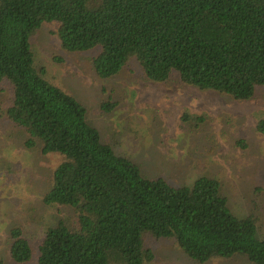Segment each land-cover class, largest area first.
Segmentation results:
<instances>
[{
	"label": "trees",
	"instance_id": "1",
	"mask_svg": "<svg viewBox=\"0 0 264 264\" xmlns=\"http://www.w3.org/2000/svg\"><path fill=\"white\" fill-rule=\"evenodd\" d=\"M47 23L58 24L66 51L99 49L93 64L101 78L137 62L149 81L235 101L264 88V0H0V118L23 132L26 148L62 157L43 201L68 211L37 249L23 227L13 228V264H147L156 256L150 238L175 239L200 264L235 257L264 264L257 218L232 211L221 180L175 186L150 178L103 142L87 107L36 66L31 40ZM207 118L182 115L194 129ZM256 132L264 136V118Z\"/></svg>",
	"mask_w": 264,
	"mask_h": 264
},
{
	"label": "rangeland",
	"instance_id": "2",
	"mask_svg": "<svg viewBox=\"0 0 264 264\" xmlns=\"http://www.w3.org/2000/svg\"><path fill=\"white\" fill-rule=\"evenodd\" d=\"M57 30V23H47L32 38L36 66L45 67L50 81L87 107L103 142L139 164L150 178L163 177L175 186H191L201 176L221 180L232 211L241 218L254 215L262 238L264 136L256 125L264 118V88L251 100L235 101L177 82L149 81L135 61L137 65L130 64L120 75L101 78L93 64L99 49L68 52ZM3 87L8 95L10 86ZM111 103L116 108L105 111ZM184 113L207 115V122L194 129L182 121ZM24 140L16 125L0 118V264H13V228L23 227L37 249L46 230L68 216L67 209L43 201L62 157L45 154L41 147L28 149ZM149 243L156 256L147 264H200L188 258L175 239L150 238ZM207 264L256 263L235 257Z\"/></svg>",
	"mask_w": 264,
	"mask_h": 264
}]
</instances>
